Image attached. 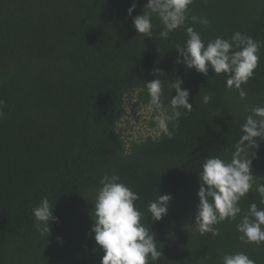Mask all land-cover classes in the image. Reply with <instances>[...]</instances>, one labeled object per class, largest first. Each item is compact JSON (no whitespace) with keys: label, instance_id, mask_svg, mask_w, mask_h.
<instances>
[{"label":"trees","instance_id":"16d2710c","mask_svg":"<svg viewBox=\"0 0 264 264\" xmlns=\"http://www.w3.org/2000/svg\"><path fill=\"white\" fill-rule=\"evenodd\" d=\"M146 3L0 0V264H100L104 252L90 229L105 174H118L139 194L141 223L161 250L148 264H222L224 254L236 252L264 264V243L246 244L236 229L250 204L264 208L256 191L264 184V139L240 143L247 116L264 106V0H194L187 16L209 23L189 18L167 39L156 14L151 37L135 30L133 18L148 11ZM187 27L205 45L237 31L260 42L258 66L241 86L245 98L226 86V74L209 68L204 75L176 62ZM155 78L169 114L177 78L193 110L180 109L178 123H169L171 138L154 133L128 142L117 128L128 96L136 91L150 105L146 82ZM238 145L256 183L239 201L236 220L215 225L217 236L201 235L193 224L199 172L209 157L230 162ZM159 194L171 200L167 214L153 221L148 204ZM45 197L58 219L41 235L33 208Z\"/></svg>","mask_w":264,"mask_h":264},{"label":"clouds","instance_id":"9594fccd","mask_svg":"<svg viewBox=\"0 0 264 264\" xmlns=\"http://www.w3.org/2000/svg\"><path fill=\"white\" fill-rule=\"evenodd\" d=\"M193 2L194 0H147L144 8L148 11L143 10L142 14L135 16L133 26L138 34L151 37L152 15L156 14L163 25L160 37L167 39L171 32L184 25L189 18L201 25H207L209 21L206 17L187 16L189 5ZM135 7V3L129 7V15ZM186 32L189 38L186 47H176V62L183 63L187 68H194L204 75H207L209 68L215 74H226V86L235 88L240 97L245 98L246 92L241 86L253 77L258 66L260 42L237 31L231 40L217 37L205 45L193 27H187ZM155 72H159L161 76L163 70L156 69ZM182 83L179 78L174 81L176 95L170 100L169 114L162 104L161 80L155 78L146 82L149 104L161 113L156 119L157 127L160 134L168 138L172 137L169 123H178L182 115L180 109L186 112L193 110L189 90L183 88ZM210 100L209 94L203 96L204 103H209ZM3 115L0 111V118ZM175 126L176 124H173V127ZM241 127V144L257 142V137L264 139V106L254 107ZM157 138L153 137L154 140ZM199 181V203L193 224L201 235L211 233L217 236L219 229L215 225L225 220H236L242 212L239 201L256 183L251 159L241 158L239 145L230 162H225L219 157H209L199 172ZM100 184L102 187L96 193L94 214L91 215L94 222L90 229L96 245L104 252L100 264H148L149 258L158 261L161 250L157 249L152 232L141 223L143 213L134 203L139 199V194L122 183L118 174L103 175ZM256 191L261 198L260 204L264 205V184H256ZM170 200V194H159L155 200L149 202L148 211L153 221H158L167 214ZM53 208L46 197L33 208L36 227L41 231V235L49 232L50 221L58 219L53 214ZM236 229L242 242L258 246L264 243V208L258 207L256 203L250 204ZM222 264H255V261L244 252H236L224 254Z\"/></svg>","mask_w":264,"mask_h":264},{"label":"rangeland","instance_id":"374dc122","mask_svg":"<svg viewBox=\"0 0 264 264\" xmlns=\"http://www.w3.org/2000/svg\"><path fill=\"white\" fill-rule=\"evenodd\" d=\"M160 114L153 106L138 101L135 91L126 103V112L119 122L118 130L122 131L128 142L150 134H159L160 130L157 126L153 128L151 122Z\"/></svg>","mask_w":264,"mask_h":264},{"label":"built area","instance_id":"2783aa9c","mask_svg":"<svg viewBox=\"0 0 264 264\" xmlns=\"http://www.w3.org/2000/svg\"><path fill=\"white\" fill-rule=\"evenodd\" d=\"M129 98H130V95L128 96V99H129ZM128 99H127V101H128ZM126 103H127V102H126ZM147 110H148V109H147ZM125 112H126V104H125ZM122 117H123V116H122ZM121 119H122V118H121ZM120 121H121V120H120ZM120 121H119V122H120ZM119 122H118V124H117L118 127H119ZM118 127H117V128H118ZM155 127H156V126H155ZM153 128H154V127H153ZM123 136H124V134H123ZM125 139H126V138H125Z\"/></svg>","mask_w":264,"mask_h":264}]
</instances>
